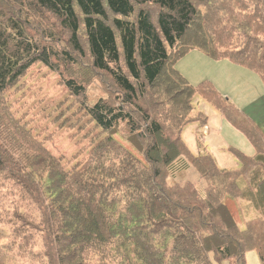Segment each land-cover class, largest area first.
Wrapping results in <instances>:
<instances>
[{
    "label": "trees",
    "instance_id": "1",
    "mask_svg": "<svg viewBox=\"0 0 264 264\" xmlns=\"http://www.w3.org/2000/svg\"><path fill=\"white\" fill-rule=\"evenodd\" d=\"M195 48L264 84V0H0V174L40 203L51 264H86L101 245H113L124 264H212L210 253L245 264L248 250L264 264V178L254 177L264 168V135L209 82L192 86L177 70ZM33 66L57 74L46 86L58 82L81 101L79 128L91 123L86 149L73 150L70 163L15 114L11 93ZM93 76L107 94L89 105ZM196 94L254 145L251 156L234 152L239 168L220 169L183 143ZM188 164L222 190L167 181ZM222 191L258 215L240 228ZM32 229L41 262V233Z\"/></svg>",
    "mask_w": 264,
    "mask_h": 264
},
{
    "label": "rangeland",
    "instance_id": "2",
    "mask_svg": "<svg viewBox=\"0 0 264 264\" xmlns=\"http://www.w3.org/2000/svg\"><path fill=\"white\" fill-rule=\"evenodd\" d=\"M175 67L192 86H197L203 81L209 82L235 109L253 120L264 135V84L254 72L225 59H213L197 48L181 56ZM32 70H36V74L21 79L20 85L18 84L11 93L17 107L15 114L20 116L33 132L38 133L39 137L46 135L45 141H48L53 153L60 154L70 163L68 157L73 154V150L83 147L86 149L90 139L82 136V132H86L91 123L79 128L86 117L81 113L83 108H79L81 101L77 102L58 82L46 86L48 81L55 82L58 78L55 72L35 66ZM106 94L107 90L100 77L93 76L87 84L86 103L93 105ZM191 101L194 107L191 115L194 119L184 125L181 139L193 154H210L220 169L231 170L240 166L238 158L234 155L235 151L248 156L255 153V147L246 134L233 127L234 125L232 126L213 105L199 94L193 96ZM59 112H62L60 116ZM255 173V181L264 178L263 167L255 169ZM240 180L243 185V179ZM167 181L179 184L188 182L197 187L213 184L215 189L222 190V184L202 179L193 164L175 171ZM31 199L33 200V196L24 191L18 182L0 174V257L4 261L3 264H42L43 261L45 264H51L56 261L54 257H49L52 240H48L42 232L44 218L40 212L41 205L32 204ZM227 199V194L223 192L221 200L231 208L240 228L244 227L247 219L258 215L250 202L243 199H238L237 202ZM32 227L41 233L39 235L42 237L43 247L37 256L42 263L34 256L36 251L33 249L38 246L35 243L37 241L40 244V241L34 240L33 237L38 233H34ZM209 256L212 264H234L233 259L215 260L211 253ZM86 261V264L125 263V259L113 245L89 249ZM245 264H260L254 250L245 253Z\"/></svg>",
    "mask_w": 264,
    "mask_h": 264
},
{
    "label": "crops",
    "instance_id": "3",
    "mask_svg": "<svg viewBox=\"0 0 264 264\" xmlns=\"http://www.w3.org/2000/svg\"><path fill=\"white\" fill-rule=\"evenodd\" d=\"M206 127V126H205ZM207 129V128H206Z\"/></svg>",
    "mask_w": 264,
    "mask_h": 264
}]
</instances>
